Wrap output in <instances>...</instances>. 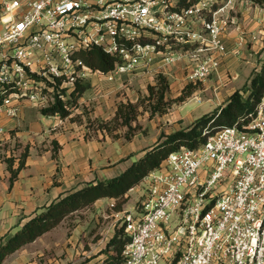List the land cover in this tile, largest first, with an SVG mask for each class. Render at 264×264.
<instances>
[{
	"label": "built area",
	"instance_id": "2783aa9c",
	"mask_svg": "<svg viewBox=\"0 0 264 264\" xmlns=\"http://www.w3.org/2000/svg\"><path fill=\"white\" fill-rule=\"evenodd\" d=\"M176 1L0 0V138L21 101L49 108L79 80L114 82L182 60L190 83L218 74L223 9L210 15L215 0H200L173 10ZM249 40L258 38L243 33ZM93 48L118 58L113 70L78 56ZM142 186L138 206L116 212L129 236L119 264H264V103L248 124L171 153Z\"/></svg>",
	"mask_w": 264,
	"mask_h": 264
},
{
	"label": "rangeland",
	"instance_id": "374dc122",
	"mask_svg": "<svg viewBox=\"0 0 264 264\" xmlns=\"http://www.w3.org/2000/svg\"><path fill=\"white\" fill-rule=\"evenodd\" d=\"M214 2L224 7L228 0H215ZM263 9V7L252 5L247 0H234L233 7H227L219 14V18L225 23V28L241 25V32L246 34L249 33L247 27L250 23H244L245 16H251L249 22L250 20L254 22L255 19L259 21L258 16L263 14ZM259 31H263V27ZM255 35L258 38V43L254 45L256 46L255 51H252L251 55H245L246 58L242 59L248 61V64L241 67L239 90L249 82L252 71L256 67L259 68L260 62L264 59L263 32ZM223 63L224 61L221 62L220 68ZM187 67L186 61L182 60L164 70L155 68L151 72H137L123 76L114 82L96 84L90 81L92 88L81 99L80 105L72 117L66 120L55 116H44L37 106L28 101H21L19 116L2 120L6 132L0 138V191L3 189V185H8L13 201V207L10 209L13 218L8 224L10 228L6 233H9L17 225H22L26 217L32 215V213L30 214L31 208L24 210L19 207L20 202L24 204L25 200L22 201L19 198V194L15 191V184L13 183L11 186L9 184L8 177L10 179L11 176L8 169L9 160H13L14 167H17L19 158L28 150L26 175L29 171L35 172L42 174L45 179L43 184L45 201L42 206L44 208L50 204L52 196L50 190L60 186V181H63L65 177L68 179L70 176L65 163L61 160L62 149L66 147L67 140L74 142L73 145L76 149H80L84 145L89 146L85 149L88 156L92 154L88 161L89 166L96 163L99 153L102 154L103 151L109 156L107 162L111 166L124 165L131 163V160L133 162L141 158L145 151L163 136L188 127L197 119V115L201 117L216 109L207 103L213 102L215 97L210 95V89L202 93L201 90H204V87L201 83H196L195 94H198L199 98L202 97L203 100L207 99V102H199L197 98L191 100L192 96L183 104H173L164 115L152 114L149 104L141 102L147 97L148 86L154 82L155 76L159 73L167 75L171 80L170 97H178L182 89L190 83L187 77ZM231 76L229 75V77ZM120 102L140 104L138 117L132 123V132L125 126L112 131L114 125L110 121ZM194 109L197 110V114L193 113ZM47 119L53 122H47ZM9 121H13V124H9ZM56 122L57 125L53 128ZM107 123L110 128L104 129L102 126ZM58 132L63 134L61 138L55 135ZM126 134H129L130 137H126ZM97 146L101 147L98 151H96ZM39 162H42L43 167H37ZM85 182L87 183V181ZM47 191H49V197H47ZM143 192L142 183L133 188L129 192L128 201L123 209L138 206ZM42 208L36 209L33 213ZM118 227H120V216L116 215V211L110 209L109 204H104L68 218L56 229L47 232L35 242L15 252L6 260L5 264H83L90 260H92L91 263H95ZM3 237L1 236L0 242ZM102 257L104 258V256Z\"/></svg>",
	"mask_w": 264,
	"mask_h": 264
},
{
	"label": "trees",
	"instance_id": "16d2710c",
	"mask_svg": "<svg viewBox=\"0 0 264 264\" xmlns=\"http://www.w3.org/2000/svg\"><path fill=\"white\" fill-rule=\"evenodd\" d=\"M199 1L177 0L173 10L188 8ZM247 1L254 6L264 8V0ZM222 6L215 2L211 6L209 14L216 12ZM78 56L93 70H101L104 73L113 70L118 61L117 57L107 55L99 48L80 52ZM196 85L187 84L178 97L171 98V80L167 75L159 73L155 76L154 82L148 86L147 97L141 102L149 104L152 114L164 115L173 104L187 102L194 95L197 89ZM91 88L90 82L79 80L66 100L57 97L56 102L49 108L42 109L41 113L47 117L55 116L66 120L72 117L79 107L81 99ZM263 102L264 59L260 62V67H256L252 71L249 82L242 89L235 91L224 105L196 119L188 127L163 136L156 144L148 148L141 158L134 160L119 175L102 181L90 182L77 190L70 191L39 209L22 225H17L0 242V264H3L9 256L18 250L59 227L73 215L95 208L99 200L114 201L116 203L115 211H123V207L128 201L129 192L139 186L151 172L162 168L171 153L180 151L182 148L197 149L205 143L207 136L213 135L225 127L248 124L256 116L258 108L263 105ZM139 105V103L120 102L110 121L114 125L112 131L125 126L132 132V123L138 117ZM102 127L110 128L108 123ZM205 131H207V136L203 135ZM126 137H130V135L126 134ZM28 156L27 150L19 158L17 167H14L13 160H9L11 185L18 179L20 172L26 168ZM128 242L129 236L125 227H118L114 236L99 255L98 261L91 263L92 260H90L83 264H119L122 262V254Z\"/></svg>",
	"mask_w": 264,
	"mask_h": 264
},
{
	"label": "crops",
	"instance_id": "0c3cea01",
	"mask_svg": "<svg viewBox=\"0 0 264 264\" xmlns=\"http://www.w3.org/2000/svg\"><path fill=\"white\" fill-rule=\"evenodd\" d=\"M234 0H228V3L226 6L221 7L223 11L226 10L227 7H233ZM260 19L250 20L251 16H245L244 23H250L249 27H247V31L249 33L246 34H257L263 32V40H264V9L263 14L258 16ZM241 25H233L228 26L225 28V34H224V40L226 43V53L222 57L221 62L224 61L222 67L219 69L218 74L213 75L210 79L206 80L205 82H202L201 84L204 87V90H201L202 93L209 91L210 89V95L212 97H215L213 102H207V99L203 100L202 97L199 98L198 94L196 95L194 93L193 98H197L199 102H207L209 105L213 107V109L224 105L230 96L237 90H239L238 83L241 79V67H245L248 64V61H244L242 59H245V55H251L250 53L252 51H255L254 45L258 43V41H248L247 43H242L241 38L243 32H241L240 29ZM246 27V26H245ZM263 27V31L261 28ZM259 31V32H258ZM256 36V35H255ZM250 43L251 45H247ZM264 44V41H263ZM244 57V58H243ZM229 75H232L229 77ZM201 91H199L201 93ZM190 100V101H191ZM264 103V102H263ZM193 113L197 114V110L194 109ZM200 118L197 115V119ZM47 122H53L50 120H46ZM61 123H63L61 121ZM9 124H13V121H9ZM57 125V122L54 124L53 128H55ZM59 138L62 137L63 134L61 132L56 133ZM74 142H70V140H67V145L65 148L62 149V161L65 163V167L69 171V178L60 181V186L54 187L50 190L52 196L50 199V203L56 199H58L60 196L70 192L77 190L83 186H85L87 183L95 182V181H102L105 179H109L112 177H115L119 175L121 172L126 170L132 163H126L124 165H116L111 166L108 164L109 156L105 154V152L99 153V158L96 159V163L93 164V166H89V160L92 154L86 153L85 149L89 146L84 145L80 149H76V147L73 145ZM73 148V149H72ZM101 147L97 146L96 151L100 150ZM96 155V154H94ZM106 161V163H104ZM27 166V164H26ZM37 167H43L42 162H39L37 164ZM19 174L18 179L14 182L15 184V191L19 194V198L24 201V204L20 202L21 209L24 210L30 209V214H34L33 212L38 209L42 208L44 201H45V188L43 187V184L45 182V179L43 178L42 174L30 172L26 175L25 169H23ZM11 177V176H10ZM8 180L9 177H8ZM87 181V183L85 182ZM10 186H11V180H10ZM51 184V182H49ZM9 186L3 185V189L0 191V238L1 236H5L10 228V221L13 218V213L10 211L11 207H13V201H12V193L9 192ZM49 191L46 192L47 197H49L48 194ZM24 199V200H23ZM111 201L109 199H102L99 200L95 207H99L101 205H108ZM49 205V204H47ZM12 213V216H11ZM27 213V212H25ZM17 215V214H15ZM30 215V216H32ZM29 216V217H30ZM26 217L25 221L29 218ZM8 225V226H7ZM10 257V256H9ZM8 257V258H9ZM7 258V259H8ZM6 259V260H7ZM5 260V262H6ZM5 262L3 264H5Z\"/></svg>",
	"mask_w": 264,
	"mask_h": 264
}]
</instances>
